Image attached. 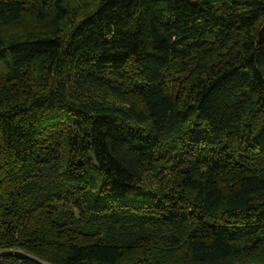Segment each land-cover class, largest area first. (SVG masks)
Here are the masks:
<instances>
[{"label":"trees","instance_id":"1","mask_svg":"<svg viewBox=\"0 0 264 264\" xmlns=\"http://www.w3.org/2000/svg\"><path fill=\"white\" fill-rule=\"evenodd\" d=\"M0 264H264V0H0Z\"/></svg>","mask_w":264,"mask_h":264}]
</instances>
